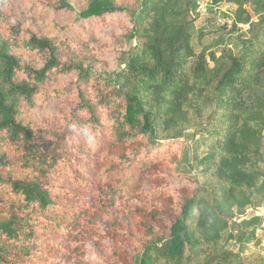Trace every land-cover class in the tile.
Here are the masks:
<instances>
[{"label": "trees", "instance_id": "1", "mask_svg": "<svg viewBox=\"0 0 264 264\" xmlns=\"http://www.w3.org/2000/svg\"><path fill=\"white\" fill-rule=\"evenodd\" d=\"M210 1L219 56L194 0H0V264H244L221 233L264 179V0ZM189 131L201 183L172 175Z\"/></svg>", "mask_w": 264, "mask_h": 264}, {"label": "rangeland", "instance_id": "2", "mask_svg": "<svg viewBox=\"0 0 264 264\" xmlns=\"http://www.w3.org/2000/svg\"><path fill=\"white\" fill-rule=\"evenodd\" d=\"M194 2L201 11V16L190 25L191 48L196 54L204 51L207 56L208 53L219 56L222 49L230 43L231 35L223 26L225 23H232L235 7L222 1L214 4L210 0ZM134 47H139L138 41L130 42L122 51L126 52ZM208 64L212 67L211 62ZM203 141V136L195 131L183 135L177 145V157L172 165L174 177L186 176L202 182L197 162L206 153ZM162 145L163 143H156L147 137L146 152L156 151ZM262 147L264 153V142ZM262 167L264 168V163ZM251 200L252 205L245 209L234 208L235 218L222 231L221 239L225 243V249L238 254L244 264H264V179L259 182ZM228 237L233 239L227 241Z\"/></svg>", "mask_w": 264, "mask_h": 264}]
</instances>
